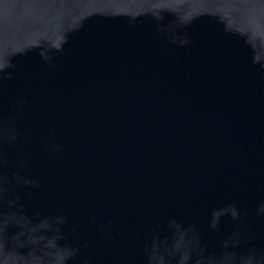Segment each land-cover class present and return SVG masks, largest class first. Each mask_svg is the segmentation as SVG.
<instances>
[{"label": "water", "instance_id": "water-1", "mask_svg": "<svg viewBox=\"0 0 264 264\" xmlns=\"http://www.w3.org/2000/svg\"><path fill=\"white\" fill-rule=\"evenodd\" d=\"M0 264H264V0H0Z\"/></svg>", "mask_w": 264, "mask_h": 264}]
</instances>
